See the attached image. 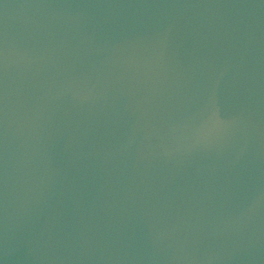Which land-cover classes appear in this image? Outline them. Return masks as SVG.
I'll list each match as a JSON object with an SVG mask.
<instances>
[{
  "label": "water",
  "instance_id": "water-1",
  "mask_svg": "<svg viewBox=\"0 0 264 264\" xmlns=\"http://www.w3.org/2000/svg\"><path fill=\"white\" fill-rule=\"evenodd\" d=\"M3 264H264V0H0Z\"/></svg>",
  "mask_w": 264,
  "mask_h": 264
},
{
  "label": "snow or ice",
  "instance_id": "snow-or-ice-1",
  "mask_svg": "<svg viewBox=\"0 0 264 264\" xmlns=\"http://www.w3.org/2000/svg\"><path fill=\"white\" fill-rule=\"evenodd\" d=\"M0 264H3V261L2 260H0Z\"/></svg>",
  "mask_w": 264,
  "mask_h": 264
}]
</instances>
